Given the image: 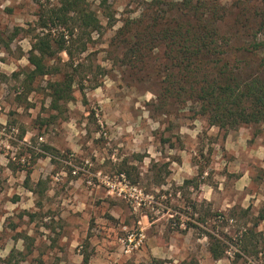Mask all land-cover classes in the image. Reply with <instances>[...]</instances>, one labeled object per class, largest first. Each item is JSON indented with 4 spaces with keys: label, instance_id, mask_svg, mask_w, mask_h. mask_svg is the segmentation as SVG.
Instances as JSON below:
<instances>
[{
    "label": "rangeland",
    "instance_id": "rangeland-1",
    "mask_svg": "<svg viewBox=\"0 0 264 264\" xmlns=\"http://www.w3.org/2000/svg\"><path fill=\"white\" fill-rule=\"evenodd\" d=\"M180 1L87 0L101 30L71 38L39 28L59 0H0V264H264V124L222 129L162 109L163 44L134 65L135 30L119 33L140 17L186 20L158 4ZM214 1L238 75L264 76V52L252 50L264 46V0ZM42 32L71 55L46 59L49 73L30 84ZM66 79L71 99L56 101L51 85ZM203 232L227 246L221 259Z\"/></svg>",
    "mask_w": 264,
    "mask_h": 264
},
{
    "label": "trees",
    "instance_id": "trees-1",
    "mask_svg": "<svg viewBox=\"0 0 264 264\" xmlns=\"http://www.w3.org/2000/svg\"><path fill=\"white\" fill-rule=\"evenodd\" d=\"M86 1L59 0L56 6L39 18V28L49 30L50 26L60 27L71 38L78 31L88 32V37L90 33H99L100 22L87 8ZM158 4L168 5L170 9L176 6L174 9L186 17V20H171L168 24H162L157 18L149 21L140 17L127 20L119 33L124 35L129 34L132 29L135 30L131 36L135 42L128 49L130 62L134 65H147L148 58L145 59L144 52L153 51L155 45L163 44L164 77L161 93L157 95L159 106L162 109L168 105L188 108L194 115L205 117L208 125L222 129L264 124V76L244 79L238 75L240 66L231 61V56L228 55L230 50L226 49L229 39L218 28V23L225 16L223 5L214 0H181L178 4ZM259 24L260 29L264 31V12ZM12 39L8 38V42ZM2 45L8 48L9 43L0 32V46ZM261 46L260 43L254 44L252 50L262 51V54L264 46ZM60 52L71 55L65 41L55 42L49 33L36 34L27 58L33 69L27 74L26 80L31 84L36 78L49 73L45 65L46 59ZM262 59L258 64L262 67L261 75L264 73V58ZM70 89L71 79L51 85L52 96L56 101L70 100ZM24 135L25 132L22 131L20 137L23 138ZM42 150L53 160L52 148L44 145ZM26 172L28 180L30 172ZM120 174H129V171L122 170ZM37 185H40V182ZM203 233L209 240L212 258L221 259L227 246L210 233ZM243 249L247 252L246 248ZM179 264L198 263L190 260Z\"/></svg>",
    "mask_w": 264,
    "mask_h": 264
}]
</instances>
